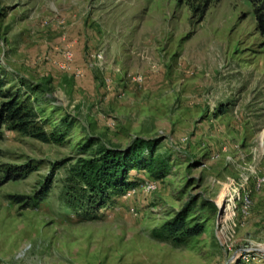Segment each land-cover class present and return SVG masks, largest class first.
I'll list each match as a JSON object with an SVG mask.
<instances>
[{"label": "rangeland", "instance_id": "374dc122", "mask_svg": "<svg viewBox=\"0 0 264 264\" xmlns=\"http://www.w3.org/2000/svg\"><path fill=\"white\" fill-rule=\"evenodd\" d=\"M204 7L0 0V107L18 97L63 140L2 127L0 264H264V36L248 1ZM90 138L159 140L166 169L86 220L65 191ZM180 213L204 233L153 238Z\"/></svg>", "mask_w": 264, "mask_h": 264}, {"label": "trees", "instance_id": "16d2710c", "mask_svg": "<svg viewBox=\"0 0 264 264\" xmlns=\"http://www.w3.org/2000/svg\"><path fill=\"white\" fill-rule=\"evenodd\" d=\"M212 1L205 0L204 10ZM245 1L254 6L258 30L264 36V0ZM2 87L3 81L0 76V89ZM18 99V97L13 98L0 107V140L2 127L8 125L12 126L15 131L36 138L43 143L59 144L63 141L56 137L53 138L43 131L38 126L36 113L27 106L21 105ZM97 141L90 138L88 145L82 149L88 157L69 169L70 176L67 191H65V194L69 196L68 206L86 211L84 215L86 220L94 219L92 211L105 206V198L122 196L136 186V183L129 179L131 172L140 169L149 170L154 177L160 178L166 169L160 159H155V153L160 144L159 140L136 139L127 151L101 144L97 150L92 152L91 147L100 143ZM204 231L203 224L188 225L185 213H180L173 221L166 223L161 229L155 230L153 238L179 247L190 239L202 235Z\"/></svg>", "mask_w": 264, "mask_h": 264}]
</instances>
